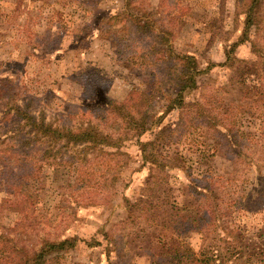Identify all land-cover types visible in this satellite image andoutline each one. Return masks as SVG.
<instances>
[{"label": "rangeland", "instance_id": "rangeland-1", "mask_svg": "<svg viewBox=\"0 0 264 264\" xmlns=\"http://www.w3.org/2000/svg\"><path fill=\"white\" fill-rule=\"evenodd\" d=\"M131 1L132 8L145 11L169 33L177 52L196 56L202 73L197 77V87L184 94L185 103L206 94L216 97L215 87L226 82L231 73L225 52L231 58L264 64V0H259L255 23L242 43L246 0ZM124 7L125 0H0V81L14 87L20 98H31L35 110L56 118L59 125L98 123L100 119L95 118L97 113L92 109L105 98H112L125 102L134 113L147 110L159 114L164 125L173 127L178 111L164 109V100L152 98L155 78L151 68L126 64L124 57L114 52V37L121 33L109 29L106 18ZM236 42L239 43L234 46ZM245 81L264 85V71ZM233 94L212 99L231 104ZM256 117H248L253 124L246 128L245 121L241 130L244 137L261 140V145L251 143V149L243 152L250 153L252 162L264 167V105L258 108ZM15 122L12 114H4L0 102V264H19L21 256L31 255L41 238L75 240L73 248L52 250L47 264H151L144 248L154 233L141 232L139 226L120 230V222L126 218V200L145 198L150 193L145 181L154 166L142 160L136 141L126 142L121 154L111 158L115 180L108 188L96 186L92 192L83 191L73 168L47 164L33 177L22 174L20 182L26 183L23 191L27 195L17 199L11 189L19 182L12 173L13 160L24 159L29 151L20 147L12 135ZM151 137L152 132H147L141 141ZM162 142L165 140L159 144ZM167 146L156 150L175 159L172 152L176 149L184 161L175 159L172 163L179 168L166 169V183L158 187L161 201L188 203L193 199L186 196L189 180L200 178L205 170L223 177L225 182L234 177L237 183L233 188L238 194L249 189L263 190L259 174L264 175V169L260 173L254 167L245 170L233 166L238 155L235 147L223 148L211 160L199 163L198 153L184 138ZM103 160L89 155L86 165L99 170L93 180L100 184L106 176L105 169L98 167ZM154 173L159 174L157 168ZM261 202L264 204V196H259ZM258 209L249 204L244 212L234 210V215L236 224L246 229L243 237L251 238L253 246L260 248L264 240V207ZM190 241L198 246L199 233L191 232ZM121 250L127 255L123 256Z\"/></svg>", "mask_w": 264, "mask_h": 264}, {"label": "trees", "instance_id": "trees-1", "mask_svg": "<svg viewBox=\"0 0 264 264\" xmlns=\"http://www.w3.org/2000/svg\"><path fill=\"white\" fill-rule=\"evenodd\" d=\"M258 4L259 0H246L240 43L248 39ZM144 12H137L132 8V1L125 0L122 10L106 18L108 28L121 33L114 37L117 42L114 52L123 56V60L119 59L126 64L151 68L155 78L152 98L164 100V109L178 111L176 124L173 127L164 125L159 114L153 115L147 110L134 113L125 102L105 98L92 109L97 113L95 118L100 119L98 123L78 121L72 126L59 125L56 118H48L43 110H35L31 98H20L14 87L0 81V102L4 105V114H12L16 120L12 135L20 147L29 151L24 159L16 157L13 160L15 168L12 173H16L13 175L19 182L12 186V194L17 199L26 198L23 191L26 183L20 182L22 174L25 172L24 177H33L47 164L73 168L83 191L92 192L96 186L108 188L115 180L111 174V158L121 154L126 142L135 140L142 160L148 161L154 170L157 168L159 174L153 170L145 181L149 195L134 201L126 200V218L120 222V230L139 226L137 228L141 232L149 230L154 233L144 248L151 264H264V240L260 248L254 247L251 238L243 237L246 229L236 224L234 215V210L244 212L249 204L260 209L264 207L262 202L259 203V196H264V175L259 174L262 191L249 189L238 194L233 188L237 183L236 180L233 182L234 177L225 182L223 177H215L210 170H205L200 178H191L186 186V196H193L190 197L193 199L177 205L161 201L158 187L166 183V169L179 168L172 162L175 159L184 161V157L176 149L172 152L175 159L156 150L165 146L167 149V145L184 138L198 153L199 163H206L223 148L233 150L235 147L238 155L232 161L233 166H242L245 170L254 167L261 173L263 165L252 162L251 154L249 156L243 151L250 150L251 143L260 146L262 141L244 137L241 126L248 117L256 119L258 108L264 105V85H251L245 81L247 77L264 71V64L231 58L225 52V62L230 61L227 65L231 73L226 82L215 87V96L225 97V94L234 92L231 104L213 102L212 98L216 97L211 98L207 94L199 100L185 103L184 94L197 87V77L202 73L197 67L196 56L177 52L170 43L169 33ZM252 124L253 121L249 120L245 127ZM147 132H152V137L142 142L141 136ZM163 139L165 142L159 144ZM40 144L35 149L34 146ZM89 155L104 159L98 164L105 169L102 186L97 179L93 180V175L99 170L86 166ZM33 162L39 165L34 166ZM191 232L200 235L201 242L196 247L190 241ZM74 241L72 238H41L31 255L21 256L19 264H47L52 250L73 248ZM121 251L123 256L127 255Z\"/></svg>", "mask_w": 264, "mask_h": 264}]
</instances>
